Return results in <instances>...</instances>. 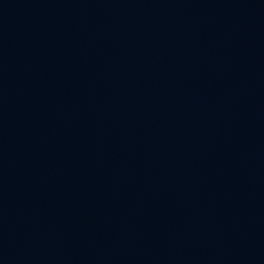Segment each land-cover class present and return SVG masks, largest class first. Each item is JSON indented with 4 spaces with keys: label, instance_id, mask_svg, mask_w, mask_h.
Wrapping results in <instances>:
<instances>
[{
    "label": "water",
    "instance_id": "95a60500",
    "mask_svg": "<svg viewBox=\"0 0 264 264\" xmlns=\"http://www.w3.org/2000/svg\"><path fill=\"white\" fill-rule=\"evenodd\" d=\"M0 264H264V0H0Z\"/></svg>",
    "mask_w": 264,
    "mask_h": 264
}]
</instances>
